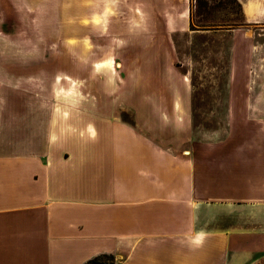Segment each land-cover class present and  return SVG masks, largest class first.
Here are the masks:
<instances>
[{
    "label": "crops",
    "instance_id": "0c3cea01",
    "mask_svg": "<svg viewBox=\"0 0 264 264\" xmlns=\"http://www.w3.org/2000/svg\"><path fill=\"white\" fill-rule=\"evenodd\" d=\"M103 1L0 0V72H91L98 57H148L136 86H98L76 130L55 101L29 98L27 80H0V264L103 253L116 264H253L264 255V131L190 146L199 140L185 79L156 75L176 22L140 35L104 17ZM238 1L245 22L264 23L252 0ZM45 55L65 62H29Z\"/></svg>",
    "mask_w": 264,
    "mask_h": 264
},
{
    "label": "rangeland",
    "instance_id": "374dc122",
    "mask_svg": "<svg viewBox=\"0 0 264 264\" xmlns=\"http://www.w3.org/2000/svg\"><path fill=\"white\" fill-rule=\"evenodd\" d=\"M101 6L104 17L121 18L125 29L137 28L140 35L149 28L168 31L167 23L176 22L179 29L165 40L172 55L165 57L156 75L166 82L185 79L191 93L192 128L194 133L198 130L199 140L191 137L190 146L203 143L211 151L228 144L234 135V142L241 144L252 130L264 131V23L245 22L238 0H105ZM251 10L264 14V0H252ZM133 33L121 34L118 42L125 45ZM112 59L115 70L108 72ZM37 60L45 65L65 62L51 55L29 57V62ZM147 60V56L98 57V67L91 72L28 70L22 77L21 73L0 72V80H27L29 98L39 95L45 102L55 101L56 112L64 110L76 130L84 126V117L94 107L86 101L99 95L102 82L124 85L127 81L136 86L145 80ZM123 112L133 120L131 109ZM215 130L220 135H212ZM261 254L253 255V264H264ZM97 256L92 264H116L113 254Z\"/></svg>",
    "mask_w": 264,
    "mask_h": 264
},
{
    "label": "trees",
    "instance_id": "16d2710c",
    "mask_svg": "<svg viewBox=\"0 0 264 264\" xmlns=\"http://www.w3.org/2000/svg\"><path fill=\"white\" fill-rule=\"evenodd\" d=\"M97 257L98 256H95L89 260H87L84 264H92V263H96L97 262Z\"/></svg>",
    "mask_w": 264,
    "mask_h": 264
},
{
    "label": "bare ground",
    "instance_id": "6f19581e",
    "mask_svg": "<svg viewBox=\"0 0 264 264\" xmlns=\"http://www.w3.org/2000/svg\"><path fill=\"white\" fill-rule=\"evenodd\" d=\"M112 63H113V62H110V64H111L110 66H113V64H112Z\"/></svg>",
    "mask_w": 264,
    "mask_h": 264
}]
</instances>
